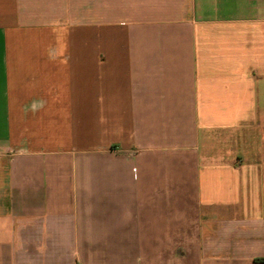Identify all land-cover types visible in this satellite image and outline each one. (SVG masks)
<instances>
[{"label": "crops", "instance_id": "obj_1", "mask_svg": "<svg viewBox=\"0 0 264 264\" xmlns=\"http://www.w3.org/2000/svg\"><path fill=\"white\" fill-rule=\"evenodd\" d=\"M0 264H264V0H0Z\"/></svg>", "mask_w": 264, "mask_h": 264}]
</instances>
